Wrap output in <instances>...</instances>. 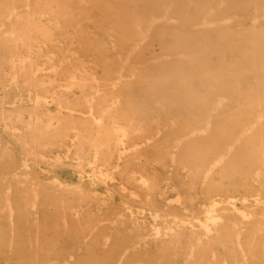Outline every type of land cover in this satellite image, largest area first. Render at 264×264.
<instances>
[{"label": "bare ground", "instance_id": "bare-ground-1", "mask_svg": "<svg viewBox=\"0 0 264 264\" xmlns=\"http://www.w3.org/2000/svg\"><path fill=\"white\" fill-rule=\"evenodd\" d=\"M20 1L0 0V18ZM164 1L26 21L62 45L48 69L14 53L0 67V264L264 262V33L248 49L225 16L254 29L264 0H175L178 29L154 19ZM18 24L0 50L41 56Z\"/></svg>", "mask_w": 264, "mask_h": 264}, {"label": "rangeland", "instance_id": "rangeland-1", "mask_svg": "<svg viewBox=\"0 0 264 264\" xmlns=\"http://www.w3.org/2000/svg\"><path fill=\"white\" fill-rule=\"evenodd\" d=\"M70 1H74L73 3V7H77L79 6L81 9V11L77 10L76 12H80L82 14L86 13L87 9L91 10V13L93 12V8H98L101 3L103 2V0H83L82 2H79L78 0H53L50 2H40L39 0H27L26 3L25 2H17L15 4L16 9H14L15 15L13 16V14L10 17H7L6 15H4L3 17L0 18V45L4 44L5 41L3 39H5V35L10 32L12 30V26L9 25V21L10 20H14V19H18L20 21V24L16 25L15 29H17L16 34H19V36L26 38L29 36H32L33 39V43L32 46L34 47L33 49L35 50V47H37V45L42 47V54L41 56L38 55H34V54H30L29 53V49L26 46L21 45V43H16L13 44L15 46H8L6 48H2L0 50V67H4V69L7 68L6 65V59L11 55V53L15 54V58L16 56H22L21 58H23L24 63H29L31 62L32 64H37L39 69H48L50 68L51 65H56L58 62V52L54 53V49L56 48V46L62 45V42H58V41H48L47 44L45 46H43L44 38H45V33H41L40 35L38 33H36L34 30H32V32L28 31L27 27H31V26H35L33 24H30L28 26V24H26V21H30V23H32L33 21H38L39 19H43V12L47 13H59L56 14L57 16H59L61 14V11L63 12V10H57L56 7H62V3H67ZM153 1V0H152ZM174 1L175 0H165L162 5L161 8L162 10L166 11V13L163 14H158L154 17L155 20H157L158 22H161L162 20H164L166 22L167 25H169V27H173V28H180L182 27L183 23L182 20L180 19V12L178 10L175 9V5H174ZM26 4V5H25ZM25 5V6H24ZM46 8V9H45ZM125 7L123 5H121L120 9H117L116 12H111L108 11L107 14L110 15L115 14L116 16H119L122 14V11ZM217 7L212 8L213 10L211 12H215ZM56 9V12H53L51 10ZM30 11V13H28ZM42 11V13L40 14V12ZM35 14H33V13ZM264 14V3L261 4L259 7H252V14ZM90 16V12L88 13ZM226 17H229V21L228 23L231 24V29L232 31L234 30H238V29H242L243 34L238 38L237 41H241V42H249V39H254V37L256 35H258L259 33H264V17L262 18L261 23H258L256 25V27L254 29H252V25H253V21L251 19H246L242 21V17L241 16H236L234 14H232L231 12H227L225 14ZM10 19V20H9ZM211 20V14L208 13V18L207 21ZM243 22V24H242ZM245 22V23H244ZM89 23V22H87ZM186 34L188 37H192V26H189ZM23 30H26L24 32H22ZM30 30V29H29ZM112 30V29H111ZM109 31L110 33H113L112 31ZM34 34H36V37L34 36ZM3 38V39H1ZM112 40H114L113 37H111ZM148 40H150L149 37L146 38H141L142 42H147ZM173 41H175V39H169L167 41V43H172ZM118 42V41H116ZM230 42L231 40L227 41L225 44L221 45L220 48H225V47H229L230 46ZM251 42H249L248 44V49L249 47L251 48ZM253 44V43H252ZM156 48V47H154ZM258 60V59H257ZM17 63V60H16ZM19 63V62H18ZM256 63V62H255ZM33 66V65H32ZM1 73V72H0ZM1 76V75H0ZM2 78V77H0ZM216 92H219V90H216ZM236 101V99L234 100ZM10 164L7 162L6 158H2L0 159V185L2 184H6L7 181H11V172H10ZM13 192V191H12ZM14 199L17 197V194H14ZM260 199V205H264V194L261 195L259 197ZM250 209V208H249ZM240 212H244L247 213V210L244 209H240ZM264 240V239H262ZM260 242V241H259ZM235 255L237 264H242V263H248V264H264V262H262L261 260H249V255L246 257H243V255H241L238 251Z\"/></svg>", "mask_w": 264, "mask_h": 264}]
</instances>
